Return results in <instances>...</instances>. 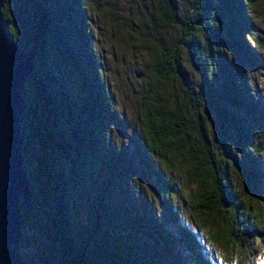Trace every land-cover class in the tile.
Returning a JSON list of instances; mask_svg holds the SVG:
<instances>
[{"label": "trees", "instance_id": "1", "mask_svg": "<svg viewBox=\"0 0 264 264\" xmlns=\"http://www.w3.org/2000/svg\"><path fill=\"white\" fill-rule=\"evenodd\" d=\"M246 7L244 0H193L181 12L174 0L157 6L159 25L177 24L180 33L166 37L150 56V78L163 90L150 95L133 145L143 171L157 185L151 193L167 212L170 230L154 218L139 193L135 200L117 199L115 191L128 169L114 166L106 125L114 110L91 43L84 0H5L1 12L7 34L32 55L20 123L31 207H20L19 248L26 245L25 232L32 231L40 245L48 242L54 248L45 253L40 247L44 264H184L182 245L198 264H210L207 249L173 210L176 178L183 174L192 188L187 195L191 215L209 231L210 243L236 249V264L257 263L252 259L261 252L262 230L248 209L249 201L262 195L264 170L258 157L264 141L255 140L245 115L253 114L257 122L263 117L252 92L243 87L244 77L225 59L230 51L255 63L243 39L252 25ZM183 46L201 70V94L182 61ZM210 117L218 159L210 144ZM234 175L246 183L244 196L237 192ZM145 240L162 244L171 262L151 252Z\"/></svg>", "mask_w": 264, "mask_h": 264}, {"label": "rangeland", "instance_id": "2", "mask_svg": "<svg viewBox=\"0 0 264 264\" xmlns=\"http://www.w3.org/2000/svg\"><path fill=\"white\" fill-rule=\"evenodd\" d=\"M178 12L189 8L193 0H174ZM247 4V15L251 19L250 35H244L245 44L255 56V63H249L236 54L226 51L225 59L237 75L244 77L243 87L252 92L253 99L258 106L263 120L257 122L253 114H246L248 127L255 131L253 137L260 143L264 141V0H244ZM86 14L91 28V43L99 61V69L104 79V85L108 97L112 103L114 116L106 119V125L110 133L114 166L119 169H128L119 188L116 189L117 199L125 198L135 200L137 193L143 197L151 207L154 218L172 230L169 217L163 207L153 198L151 189L157 185L152 178L143 171L137 151L133 145L139 135L140 119L148 110L150 95H157L162 87L153 82L148 71L150 56L157 47L165 42L166 37L175 38L180 33L177 24L169 23L161 27L156 19L157 6L161 0H84ZM10 23L12 30L18 34L17 26ZM202 43H207L200 36ZM181 57L185 69L198 93L205 90L201 79V70L193 59L187 47L181 48ZM217 73L213 75L216 81ZM201 107L205 109L204 103ZM254 113V112H253ZM210 131V144L215 157L217 152L215 134V121L212 117L206 121ZM36 147H33L36 153ZM159 157L155 156L153 163L159 167ZM259 165L264 170V152L259 154ZM101 175L98 183L102 179ZM234 177L237 192L244 196L246 183L243 178ZM97 187H95L96 189ZM191 186L186 182L183 174L176 178L174 195L171 198L173 210L179 222H183L191 228L195 237L207 249V257L210 264H236L238 255L236 249L231 250L230 245L224 243H210L209 231L198 225L192 217L187 195ZM95 193V191L93 192ZM84 213V210H81ZM249 218L262 231L260 233L259 247L261 252L256 253L252 259L256 264H264V183L262 195L249 201ZM26 245L19 248L22 261L28 264H44L38 258V252L42 246L45 253L53 250L48 242H38L34 232L26 231ZM150 251L161 257L166 262H171V257L164 250L162 244L145 240ZM179 257L184 264H198L186 251L179 246ZM252 263V262H251Z\"/></svg>", "mask_w": 264, "mask_h": 264}, {"label": "water", "instance_id": "3", "mask_svg": "<svg viewBox=\"0 0 264 264\" xmlns=\"http://www.w3.org/2000/svg\"><path fill=\"white\" fill-rule=\"evenodd\" d=\"M18 3L19 0H12ZM0 0V264H25L19 255L22 239L21 204L31 207L29 184L22 163L25 78L31 75L32 55L22 52L8 36Z\"/></svg>", "mask_w": 264, "mask_h": 264}]
</instances>
